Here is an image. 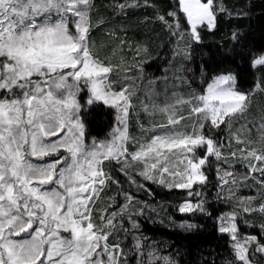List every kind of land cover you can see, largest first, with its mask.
I'll list each match as a JSON object with an SVG mask.
<instances>
[{"label": "snow or ice", "instance_id": "6c2138e0", "mask_svg": "<svg viewBox=\"0 0 264 264\" xmlns=\"http://www.w3.org/2000/svg\"><path fill=\"white\" fill-rule=\"evenodd\" d=\"M178 4L192 40L199 42V27L207 25L211 30L215 26V0H178ZM129 6L138 5L119 7ZM92 7V0H0V264H120L124 250L109 243L116 213L102 215L99 225L92 216V205L111 178L104 170L105 162L123 161L122 170L134 167L152 180L150 172L161 160L166 165L173 150L180 149L189 167L173 173L185 180L175 186L190 189L193 184H204L203 166L208 157L221 156L216 141L204 129L209 123L216 129L230 127L249 108L252 94L238 89L234 74L214 76L202 93L176 102L190 105V115L196 118L191 132L175 127L184 117L174 118L170 111L174 105H166L160 111L167 115L168 125H160L163 131L129 153L127 120L132 93L127 88L113 89L112 66L92 52ZM168 15L176 18L179 30L178 14ZM159 19L168 24L163 16ZM238 38L234 33L233 39ZM259 66H264V54L252 60L254 69ZM82 87L90 93L89 105L102 101L116 110L117 124L105 140L88 142L80 119ZM205 146V155L198 156L197 150ZM61 151L66 155H59ZM50 155L58 159L45 161ZM247 157L264 161V154L255 149ZM159 170L164 173L169 168ZM249 170L264 174V168L255 164ZM224 176L233 177V173L226 171ZM127 199L121 211L128 209L133 197L129 194ZM197 210H204L202 203L188 201L179 208L181 213ZM235 219V214L226 217V225L222 220L220 231L231 234L236 261L253 264L248 244L255 238L241 242ZM135 248L138 255L147 257L137 264H159L161 260L170 264L167 256L145 252L140 242ZM258 250L264 251V246Z\"/></svg>", "mask_w": 264, "mask_h": 264}, {"label": "trees", "instance_id": "16d2710c", "mask_svg": "<svg viewBox=\"0 0 264 264\" xmlns=\"http://www.w3.org/2000/svg\"><path fill=\"white\" fill-rule=\"evenodd\" d=\"M92 4V52L112 66L113 89L127 88L132 93L128 132L131 139H136L127 143L129 153L140 140L154 134H150L152 127L159 126L152 118L159 115L150 116L142 108L146 89L161 85L175 88L179 82V100L181 92L182 99L187 100L194 92L202 93L214 76L232 73L238 89L252 94L248 110L230 127L221 125L216 129L209 123L204 129L221 152L219 159L208 157L203 166L204 184L177 188L165 172L155 171L158 175L148 180L133 168L122 170L123 161L105 162L104 170L111 178L95 199L92 216L99 225L102 215L116 213L109 243L119 244L124 250L120 264L146 261V256L136 251L137 242L145 252L152 250L158 257H169L170 264H241L235 259L231 234L220 231L222 220L229 214H235L239 240L255 238L248 244L251 260L264 264V253L258 250L264 246V174L249 170L250 164L264 168V161L245 158L253 149L264 154V66L252 67L253 58L264 54V0H215V26L211 30L207 25L199 27V42L192 40L186 18L179 13L178 0H92ZM121 4L138 6L121 10ZM170 12L178 14L179 30ZM234 33L239 37L236 40ZM84 88L78 95L80 119L88 139H102L111 130L116 111L101 101L89 105L90 94ZM190 113V105L177 106L174 118L184 117L178 128L192 131L196 118ZM197 153L203 157L206 146ZM226 171L233 173L234 181L224 176ZM221 177L229 183L224 184ZM129 194L133 200L126 211H121L128 204ZM184 201L202 203L204 210L181 213L179 207Z\"/></svg>", "mask_w": 264, "mask_h": 264}, {"label": "rangeland", "instance_id": "374dc122", "mask_svg": "<svg viewBox=\"0 0 264 264\" xmlns=\"http://www.w3.org/2000/svg\"><path fill=\"white\" fill-rule=\"evenodd\" d=\"M153 79H155V78H153ZM154 82H155L154 80L151 81V83H154ZM154 84H156V83H154ZM175 85H176L175 88L172 87L170 89H167L165 86H162V85H161V88H158V89H155V88L146 89V96H145L143 102L141 103L143 105L142 108H145V111L150 116L159 115L157 117H152L158 123L157 125H159V126H156V127H152L151 128L150 134L154 131V134L151 137H153L154 135H156L159 132L163 131V129L160 128V125H162V124L163 125H168V117H167L166 114H164V113H162L160 111V108H163L166 105H174V108L170 109V111L175 114V110H177V106L179 104L176 103V102L180 98V85H179V82L177 84H175ZM84 89L85 88L82 87V90L80 91V93ZM174 95L177 97L176 99H175ZM182 98H183V94L181 92V99ZM132 108H133V101H131V107H130V109H132ZM116 115H117V113H116ZM163 117H164V119H163ZM159 118H162V119H159ZM116 124H117V121H116V116H115V121H114V124H113L111 130L107 133V135L104 138H102V139H96V140H105L106 138H108L109 137V133L112 132V130L116 126ZM127 124H128V129H129V122H128V120H127ZM169 127H171V126H169ZM175 127L178 128L177 125ZM128 134H129V132H128ZM150 134H147V136H149ZM151 137H149V139H146V140H145V138H143L144 140H140L141 142L140 141L138 142V144L135 146L136 149L134 151H132V152H135L138 149V147H139L140 144H146V143H148L150 141ZM51 139L54 140V139H56V137H52ZM92 139H94V138L88 139V142L90 143ZM132 139H136V138H132ZM132 139H130L131 140V143L133 141ZM173 152H174V155H169V161L167 162L166 165H165V162L163 160H161V164L158 165V167H157L156 170H152L150 172V174L153 175L154 174L153 172H155V171L161 172L159 169L162 166H167L169 168V171L168 172H165V173H167L169 175L170 179L173 181L174 184L185 182V180H184V178H182V176H175V175H173V173H175L177 171L183 173L184 170L189 167V165L187 164V159L184 158L185 153H183V151L180 150V149H174ZM59 155H61V156L62 155H66V153H64L63 151H61ZM166 155H167V153H166ZM187 155L190 156L191 154H187ZM57 159H58V156L57 155H50L48 157H45V161H55ZM182 159H183V163H180V161ZM129 161L131 162V158L130 157H129ZM40 162L41 161H37V163H40ZM151 162H152V160L150 159L149 160V163H151ZM141 167H143V166L141 165ZM132 170L135 171L136 173H138L137 170L134 167H133ZM154 175H158V174H154ZM186 202H188V201H184L183 203H181L180 207L183 204H185ZM191 202L194 204L193 201H191ZM229 216H231V215L229 214L226 217H229ZM224 222H225V225L228 223V221L225 220V219H224ZM246 240H248V239H246ZM240 241L243 242L245 240H240ZM263 253H264V251H263ZM252 262H253V264H261V262H254L253 260H252Z\"/></svg>", "mask_w": 264, "mask_h": 264}]
</instances>
